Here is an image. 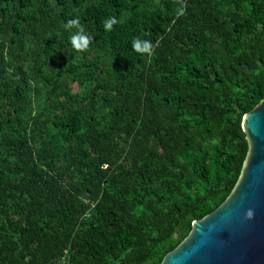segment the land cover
<instances>
[{
	"label": "trees",
	"instance_id": "obj_1",
	"mask_svg": "<svg viewBox=\"0 0 264 264\" xmlns=\"http://www.w3.org/2000/svg\"><path fill=\"white\" fill-rule=\"evenodd\" d=\"M263 98L264 0H0V264H159Z\"/></svg>",
	"mask_w": 264,
	"mask_h": 264
},
{
	"label": "water",
	"instance_id": "obj_2",
	"mask_svg": "<svg viewBox=\"0 0 264 264\" xmlns=\"http://www.w3.org/2000/svg\"><path fill=\"white\" fill-rule=\"evenodd\" d=\"M241 126L249 148L235 187L159 264H264V98Z\"/></svg>",
	"mask_w": 264,
	"mask_h": 264
},
{
	"label": "clouds",
	"instance_id": "obj_3",
	"mask_svg": "<svg viewBox=\"0 0 264 264\" xmlns=\"http://www.w3.org/2000/svg\"><path fill=\"white\" fill-rule=\"evenodd\" d=\"M117 19L115 17H110L105 21V26L107 28H111L113 24L117 23ZM75 23V21H69L68 22V27H72V25ZM91 40V37L83 30V28L80 29L79 32H77L75 35L72 37V43L73 45L78 48H86L88 45V42ZM132 47L135 51L139 53H148L151 54L152 50L154 48V45L152 44L151 41L147 40H141V39H136L133 41ZM251 215V210L247 211L245 213V216L248 217Z\"/></svg>",
	"mask_w": 264,
	"mask_h": 264
},
{
	"label": "built area",
	"instance_id": "obj_4",
	"mask_svg": "<svg viewBox=\"0 0 264 264\" xmlns=\"http://www.w3.org/2000/svg\"><path fill=\"white\" fill-rule=\"evenodd\" d=\"M68 249H64L62 254L56 259L54 264H68Z\"/></svg>",
	"mask_w": 264,
	"mask_h": 264
}]
</instances>
